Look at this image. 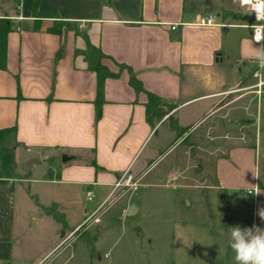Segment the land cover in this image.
<instances>
[{
  "label": "crops",
  "instance_id": "obj_1",
  "mask_svg": "<svg viewBox=\"0 0 264 264\" xmlns=\"http://www.w3.org/2000/svg\"><path fill=\"white\" fill-rule=\"evenodd\" d=\"M33 4L0 0V22L12 23L6 64L0 68V129L16 127L0 146L5 150L0 172L15 163L11 177L0 175V264L12 261L15 247L22 244L14 219L24 183L31 189L44 185V192L54 197L49 207H57L65 228L33 264H47L55 250L59 258L92 230L94 240L83 248L82 261H102L100 253L95 255L96 244L105 243L111 231L107 223L100 226L106 216L99 209L128 171L139 183L181 181L177 188L195 192L193 200L186 194L188 206L202 202L196 192L202 189L225 192L228 203L240 199L241 165L252 156L248 128L257 131L263 121L264 87L258 93L252 72L257 64L253 52L264 47L251 38L253 17L241 22L238 0H40L39 10L52 13L41 17L33 14ZM201 17H216L218 25L198 26ZM88 41L107 56L103 63L115 74L105 82L99 120L97 76L86 59ZM231 43H236L234 49ZM122 65L171 107L153 124L146 117L147 93L132 88ZM176 151L179 158L160 167L163 157ZM63 156L74 158L63 162ZM28 161V174L36 168L48 173L23 175L20 165ZM248 182L247 190L257 189L251 212L260 218L264 187L257 188L253 178ZM83 191L88 201L89 192L92 202L96 195L102 201L93 210L82 209ZM131 205H125L123 217ZM72 217L77 218L73 226L68 222Z\"/></svg>",
  "mask_w": 264,
  "mask_h": 264
},
{
  "label": "rangeland",
  "instance_id": "obj_2",
  "mask_svg": "<svg viewBox=\"0 0 264 264\" xmlns=\"http://www.w3.org/2000/svg\"><path fill=\"white\" fill-rule=\"evenodd\" d=\"M241 11V22L250 23L252 14L243 9ZM231 45L234 49L236 43ZM248 129L253 136L248 144L252 156L247 155L241 165L243 179L239 181L237 195L249 207H234L233 202L226 201L225 192L204 189L196 191L201 195L202 202L197 204L193 201L188 206L186 194L190 193L188 197L193 200L195 192L177 188L181 181L171 178L143 180L135 189L128 190L125 196L122 195L124 191L112 194L99 209V214L106 216L101 218L103 223L100 226L107 223L111 233L107 235L105 243L99 241L96 244L95 255L97 257L100 253L102 261L95 260L94 264H235L228 243L230 228L237 225L251 227L254 224L262 228L263 225V220L254 217L251 212L253 195L242 192L248 189L250 178L255 179L257 188L264 187V114L257 131L256 126ZM179 156L178 151L165 155L160 167ZM29 165L30 161L21 164L20 173L33 178L37 174L45 176L48 173L46 168H36L28 174ZM151 179H155L154 175ZM35 186L36 189H31L29 183H24L18 191L14 226L16 237L22 240V244L15 247L13 260L6 264H33L38 256L53 248L64 232L62 223L54 219L59 213L57 207L52 206L50 209L54 218L42 207L51 206L54 197L44 192V185ZM101 197L96 195V201H88L83 191L79 195L80 207L93 210L102 201ZM128 202L139 211L123 217ZM59 220H63L62 217ZM76 220V217H72L68 222L73 226ZM100 226H94V230H99ZM93 233L92 230V234H81L84 237L83 244L78 242L62 249L59 258H55L59 253L55 250L47 264H59L69 258L68 264H86L81 254L87 242L94 240Z\"/></svg>",
  "mask_w": 264,
  "mask_h": 264
},
{
  "label": "trees",
  "instance_id": "obj_3",
  "mask_svg": "<svg viewBox=\"0 0 264 264\" xmlns=\"http://www.w3.org/2000/svg\"><path fill=\"white\" fill-rule=\"evenodd\" d=\"M33 14L36 17L41 16H50L51 12H42L39 10V1L33 0ZM60 27H55L54 31L59 32ZM12 30V23L8 19H3L0 22V68H4L6 64V55H7V37L10 31ZM87 52L86 59L89 62V67L92 71L96 73L97 76V97L95 100L96 107V119L99 120L102 117V107L105 102L104 100V85L108 78L114 77L113 74L106 65H104L103 60L107 56L98 48L94 47L92 44L87 42ZM122 69H127L130 74L129 83L136 92H145L148 96V102L146 104V117L147 120L153 124L154 119H160V114L168 108H171L164 104V102L154 94L148 93L143 84L137 79L135 74L132 72L131 68L127 66H120ZM16 132V127L0 129V146L6 141L9 135ZM5 152L4 149L0 148V153ZM15 170V163H13L7 170L1 171L0 175L5 177H11ZM51 207L46 208L45 210L52 214L50 211ZM58 221L60 214L54 216ZM58 217V218H57Z\"/></svg>",
  "mask_w": 264,
  "mask_h": 264
},
{
  "label": "clouds",
  "instance_id": "obj_4",
  "mask_svg": "<svg viewBox=\"0 0 264 264\" xmlns=\"http://www.w3.org/2000/svg\"><path fill=\"white\" fill-rule=\"evenodd\" d=\"M243 6L249 13L255 12L257 20H264V0H243ZM253 58L258 68L264 71V48L255 50ZM258 214L264 220V210ZM228 243L234 254L235 264H264V229L259 226L231 227Z\"/></svg>",
  "mask_w": 264,
  "mask_h": 264
},
{
  "label": "built area",
  "instance_id": "obj_5",
  "mask_svg": "<svg viewBox=\"0 0 264 264\" xmlns=\"http://www.w3.org/2000/svg\"><path fill=\"white\" fill-rule=\"evenodd\" d=\"M239 7L247 10L243 6V0H238ZM19 8V7H18ZM248 11V10H247ZM253 17V23L249 26L251 29V38L254 43L259 44L264 47V20H257V15L255 12H251ZM198 26L202 27H211L218 25L216 21V17H201L197 23ZM83 27V26H82ZM172 29H176V27H172ZM264 71H261L258 68V65L256 64L255 69L252 72V76L254 79H256V85L255 87L258 89V93L261 92V90L264 87V77H263ZM139 183V179L135 177L133 174H131L129 171L126 172L121 178L118 179V181L114 185V191L112 194L120 191L121 192H127L130 189H135L136 186ZM123 192V193H124ZM112 194L107 198V200L112 196ZM243 194L248 195H257V189H249L243 191ZM89 201H92L93 199V192L88 193ZM106 200V201H107ZM79 227L78 229H80Z\"/></svg>",
  "mask_w": 264,
  "mask_h": 264
},
{
  "label": "water",
  "instance_id": "obj_6",
  "mask_svg": "<svg viewBox=\"0 0 264 264\" xmlns=\"http://www.w3.org/2000/svg\"><path fill=\"white\" fill-rule=\"evenodd\" d=\"M72 158H74V157L63 156L62 160H63V162H67V161L71 160ZM31 163L32 162L30 161V164ZM233 205H234V207H247L248 206V204L246 202L242 201L241 199L235 200ZM136 209L137 208H136L135 205H131L129 210H128V213L129 214H134L136 212Z\"/></svg>",
  "mask_w": 264,
  "mask_h": 264
}]
</instances>
